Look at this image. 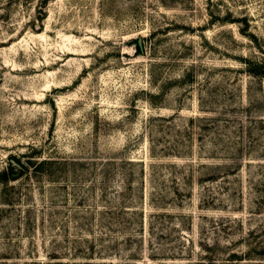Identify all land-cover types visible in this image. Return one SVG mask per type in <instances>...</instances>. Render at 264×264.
I'll return each instance as SVG.
<instances>
[{
  "label": "rangeland",
  "instance_id": "1",
  "mask_svg": "<svg viewBox=\"0 0 264 264\" xmlns=\"http://www.w3.org/2000/svg\"><path fill=\"white\" fill-rule=\"evenodd\" d=\"M31 147L0 264H264V0H0V169Z\"/></svg>",
  "mask_w": 264,
  "mask_h": 264
},
{
  "label": "trees",
  "instance_id": "2",
  "mask_svg": "<svg viewBox=\"0 0 264 264\" xmlns=\"http://www.w3.org/2000/svg\"><path fill=\"white\" fill-rule=\"evenodd\" d=\"M135 47L140 50L138 43ZM39 152L40 148L31 147L29 152L7 156L6 164L0 169V202L3 205L12 204L18 197V193L14 196V192L10 191L13 188L11 182L22 177L50 174L54 170L53 168L60 164L57 160L41 157ZM0 209L3 210V208ZM262 254H264V250Z\"/></svg>",
  "mask_w": 264,
  "mask_h": 264
},
{
  "label": "water",
  "instance_id": "3",
  "mask_svg": "<svg viewBox=\"0 0 264 264\" xmlns=\"http://www.w3.org/2000/svg\"><path fill=\"white\" fill-rule=\"evenodd\" d=\"M140 45V44H139Z\"/></svg>",
  "mask_w": 264,
  "mask_h": 264
}]
</instances>
